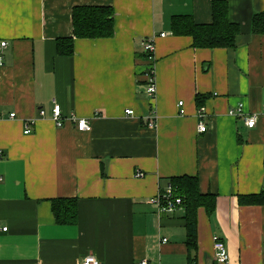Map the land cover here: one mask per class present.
I'll use <instances>...</instances> for the list:
<instances>
[{
    "label": "crops",
    "instance_id": "obj_1",
    "mask_svg": "<svg viewBox=\"0 0 264 264\" xmlns=\"http://www.w3.org/2000/svg\"><path fill=\"white\" fill-rule=\"evenodd\" d=\"M227 1L241 28L232 49L173 34L174 16L211 24L213 0H0V264H218L214 237L229 264H264V205L240 201L264 191V34L252 31L264 0ZM79 7L109 8L113 36L75 38ZM65 38H74L71 56L58 53ZM147 39L156 45L153 99ZM249 114H259L254 129ZM73 117L92 130L78 131ZM182 176L214 196L212 212L197 210L195 250L184 210L168 215L151 201ZM70 199L78 220L59 224L53 202Z\"/></svg>",
    "mask_w": 264,
    "mask_h": 264
},
{
    "label": "trees",
    "instance_id": "obj_2",
    "mask_svg": "<svg viewBox=\"0 0 264 264\" xmlns=\"http://www.w3.org/2000/svg\"><path fill=\"white\" fill-rule=\"evenodd\" d=\"M75 38L101 39L110 38L114 34V15L106 7H79L73 12ZM173 34L188 36L193 39L195 48L232 49L236 47V39L241 28L229 19L227 0H213V21L211 24H197L192 16H174L171 22ZM252 31L264 34V13L253 18ZM58 53L71 56L74 53V38L58 41ZM144 57L147 59L145 53ZM178 188L184 198V217L187 221V244L190 250L197 247V210L204 206L209 212L214 208V196L200 192L196 177L182 176L170 181ZM241 203L245 205H264V191L259 195L243 196ZM78 203L76 200H55L53 212L56 221L62 225H73L78 220Z\"/></svg>",
    "mask_w": 264,
    "mask_h": 264
},
{
    "label": "built area",
    "instance_id": "obj_3",
    "mask_svg": "<svg viewBox=\"0 0 264 264\" xmlns=\"http://www.w3.org/2000/svg\"><path fill=\"white\" fill-rule=\"evenodd\" d=\"M166 34H162V37H165ZM8 47V44L6 42L0 43V65H3V60L4 57L2 55V50L6 49ZM143 51L147 57V61L149 62V67L147 69V78H148V83H147V89L146 93L153 99L157 95V83H156V70H155V51H156V45L153 40H145L143 43ZM178 107L180 108V115L184 116L185 115V109L184 107V102H179ZM242 108H236L234 110H231L230 115H241ZM53 112V121L55 122L56 126L58 128H63L65 126V123L67 121V118L63 116L62 110L59 106H56L52 110ZM127 115H134L133 110H126L125 112ZM41 116H45L44 111H40ZM11 118H15L16 114H11ZM198 118L200 120L199 126H198V131L200 133H205L208 131V126L204 123V118H205V108L201 107L199 109L198 113ZM259 119V114H249L245 116V123L248 129H254L257 126ZM72 121L76 124V128L80 132H89L92 130L91 125L89 122L85 119H77L75 117L72 118ZM31 123L26 124V129H25V134H31L32 129H31ZM156 126V120L155 116L152 119L150 117L149 122H148V127L154 128ZM137 176L142 177L144 176L143 173H138ZM153 203H156L157 205L160 206V210L162 213L168 214V215H173L179 210H183L184 208V198L182 195L179 194L178 188L170 184L167 189L159 194L156 198L151 200ZM4 231H7V228L3 229ZM167 239H164L163 242H167ZM214 252H215V259L218 264H229L230 263V256L229 252L227 249V245L225 241L219 237H214ZM82 264H103L93 258L92 256H88L83 260ZM141 264H148V262L145 260Z\"/></svg>",
    "mask_w": 264,
    "mask_h": 264
}]
</instances>
